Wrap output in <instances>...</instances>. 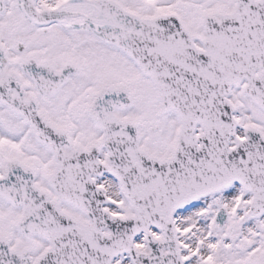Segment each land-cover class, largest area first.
<instances>
[{
    "label": "snow or ice",
    "instance_id": "6c2138e0",
    "mask_svg": "<svg viewBox=\"0 0 264 264\" xmlns=\"http://www.w3.org/2000/svg\"><path fill=\"white\" fill-rule=\"evenodd\" d=\"M0 264H264V0H0Z\"/></svg>",
    "mask_w": 264,
    "mask_h": 264
}]
</instances>
